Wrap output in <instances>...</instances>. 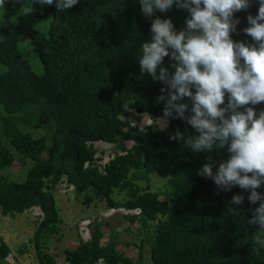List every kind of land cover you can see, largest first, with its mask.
I'll return each instance as SVG.
<instances>
[{"label":"trees","instance_id":"16d2710c","mask_svg":"<svg viewBox=\"0 0 264 264\" xmlns=\"http://www.w3.org/2000/svg\"><path fill=\"white\" fill-rule=\"evenodd\" d=\"M4 3L11 15L31 3L34 18H52L47 33L28 30L43 75L19 50L21 28L0 21L3 31L10 29L0 40V64L6 67L0 73V213L15 218L41 210L30 240L38 264H57L51 245L66 228L54 194L60 184L87 207L97 202L133 212L124 219L139 225L142 243L149 246L146 253L139 245L138 257L130 258L119 250L118 234L104 243L105 225L93 222L90 237L64 251L67 264H264V247L254 244L258 228L247 223L256 206L245 200L230 211L236 207L229 204L232 195L242 190L217 194L211 180L197 175L209 155L218 164L226 150L195 153L169 139L177 128L193 135L185 123L170 120L167 130L156 123L163 105L155 97L162 85L140 73L137 55L150 38V22L136 0H80L64 12L33 0ZM247 14L237 13L238 31L247 26ZM158 15L172 18L179 29L187 14L173 8ZM234 38L246 39L242 32ZM145 114L153 119L148 127L132 123ZM32 129L43 133L34 138ZM100 142L114 148L102 164L95 148ZM29 162L26 180L11 181L8 171L15 165L21 171ZM152 174L167 179L164 186L154 189ZM11 255L0 237V264H9Z\"/></svg>","mask_w":264,"mask_h":264},{"label":"clouds","instance_id":"9594fccd","mask_svg":"<svg viewBox=\"0 0 264 264\" xmlns=\"http://www.w3.org/2000/svg\"><path fill=\"white\" fill-rule=\"evenodd\" d=\"M33 2L64 12L80 0ZM136 2L150 22V38L139 45L137 62L142 75L162 85L155 97L163 105L159 122L180 120L190 127L193 135L177 128L169 139L195 153L226 150L218 164L209 155L197 175L211 180L217 194L242 190L232 195L229 204L236 207L230 211L245 200L256 206L247 223L258 228L254 244L264 247V108L257 107L264 104V0ZM253 5L255 14L249 12ZM173 8L187 14L182 28L158 15ZM240 12L248 13L247 26L238 31ZM241 32L246 39H235Z\"/></svg>","mask_w":264,"mask_h":264},{"label":"rangeland","instance_id":"374dc122","mask_svg":"<svg viewBox=\"0 0 264 264\" xmlns=\"http://www.w3.org/2000/svg\"><path fill=\"white\" fill-rule=\"evenodd\" d=\"M4 4L0 7V21L3 22L8 20V25L10 22L21 28V34L18 39L19 50L29 62L33 71L37 75H43L44 67L40 58L33 51L28 30L32 28L47 33L52 20L51 16H48L45 19H37L32 16V11L25 13V9L32 10L31 3H27L17 15H11L5 10ZM5 25L7 26V24ZM9 32L10 29L7 27L4 31L0 28V40H2ZM5 70L6 67L0 64V73L5 72ZM159 121L160 119L156 120L159 127L163 130H167L169 122L165 125ZM132 123L135 126L144 129L153 123V119L148 114H145L141 115L138 121L132 120ZM28 133L32 134L34 138H37L38 136L36 135L43 132L32 129L29 130ZM126 145L128 148H131L133 143H127ZM95 148L98 151L97 156L103 159L102 162H98L99 164H102L105 159H108V157H111L114 153L113 146L106 143H96ZM32 165L33 163L29 162V164L21 171L18 165L13 166L9 171L7 170L10 180L16 183L24 182ZM151 180V185H153L155 189L164 186L167 179L160 177L157 174H152ZM54 194L60 208L61 217L64 219L65 223L66 221L68 222V227L66 226L64 229V236L61 240H55L51 245V254L55 257L57 264H67L64 257V251L66 249L77 247L78 241L79 239H82V237L84 240L90 237L93 229V222L105 225L103 226V231L105 233L104 243L107 242V239L112 233L119 235L120 239L118 248L121 252L125 253L126 256L136 259L140 253L139 245L143 246L146 253L149 252L148 244L142 243L145 239V235L139 232V225H130L124 219V216L127 215L124 211H112L107 209L104 204L97 202L90 207H87L83 205L84 199L82 197L78 198L73 189L70 187L68 188L65 184H60L56 188ZM30 215L31 213H29V215L27 214L25 217H20L21 219L19 221H14L13 223L10 222L8 224L7 222L11 235L9 245L13 249L9 264H38L36 253L32 246H30L31 235L34 231L35 224L33 219H36L38 216L36 212L32 213L34 216L33 218ZM0 220V222L3 220L1 216ZM90 223H92V225H90ZM107 224H109V228L106 227ZM80 233H82V236Z\"/></svg>","mask_w":264,"mask_h":264},{"label":"crops","instance_id":"0c3cea01","mask_svg":"<svg viewBox=\"0 0 264 264\" xmlns=\"http://www.w3.org/2000/svg\"><path fill=\"white\" fill-rule=\"evenodd\" d=\"M37 213V218L36 219H33V221L35 222L34 224V231H35V228H36V225L37 223L39 222L38 220L40 219L41 217V210L39 208H34L26 213H24L23 215H18L17 217L15 218H10V217H3L0 213V216L2 217V222H0V237H2L4 239V241L9 245V239L11 237L10 235V230L8 229V225H7V222L8 224L11 222L13 223L14 221H19L21 218L20 217H25L27 214L29 215V213H31V217L33 218L34 216L32 215V213ZM40 214H39V213ZM66 220V219H65ZM1 221V220H0ZM66 226L68 227V222L66 221ZM34 231L32 232V235H31V238L33 237V234H34ZM9 247L11 248V246L9 245ZM11 250L13 251V249L11 248Z\"/></svg>","mask_w":264,"mask_h":264},{"label":"built area","instance_id":"2783aa9c","mask_svg":"<svg viewBox=\"0 0 264 264\" xmlns=\"http://www.w3.org/2000/svg\"><path fill=\"white\" fill-rule=\"evenodd\" d=\"M112 211H115V210H112ZM124 212H125L127 215H128V214H133V212H126V211H124ZM136 213L138 214V212H136ZM88 238H89V237H88ZM88 238H87V239H88ZM87 239H86V240H87Z\"/></svg>","mask_w":264,"mask_h":264}]
</instances>
